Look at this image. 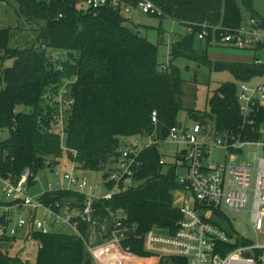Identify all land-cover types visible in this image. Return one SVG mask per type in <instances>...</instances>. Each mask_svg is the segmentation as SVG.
I'll list each match as a JSON object with an SVG mask.
<instances>
[{
  "label": "trees",
  "instance_id": "trees-1",
  "mask_svg": "<svg viewBox=\"0 0 264 264\" xmlns=\"http://www.w3.org/2000/svg\"><path fill=\"white\" fill-rule=\"evenodd\" d=\"M14 1L19 24L0 29V60H13L12 66L4 68L0 85V137L3 131H9V137L0 142L3 179L17 181L27 168L35 175L48 166L47 158L64 153L62 137L55 127L58 109L51 108L50 102H57L65 79L77 78L70 84V98L75 101L70 115H66L68 157L81 171L93 172L105 169L118 154L125 137L157 130L158 137L164 140L169 128L179 124L184 78L175 64L177 59L230 71L240 82L261 73L253 60L211 59L212 38L203 41L196 32L172 38L169 64L162 67L159 45L134 32L127 25L129 18L120 12L105 8L85 10L70 0ZM151 1L162 10L161 18L185 25L210 22L237 27L249 16H258L253 0H243L248 15L238 0ZM31 22L38 25L35 38L27 40L24 46H12L18 31ZM49 48L66 50L69 59L56 64L47 54ZM238 90L235 83H223L209 98V111L193 115L195 122L215 123L219 131L235 127L240 121ZM154 110L159 117L157 126L151 118ZM162 154L160 144L143 152L142 167L136 174L138 186L109 200L96 201L94 223L78 222L82 236L56 231L29 232L27 238L38 245L36 264H93L86 242L94 230L97 243L108 238L110 234L100 237L99 232L105 225L111 233L119 213L125 215L126 222L138 226V234H145L155 226L167 234L174 233L182 218L180 209L174 206V191L182 185L177 166L160 163ZM41 200L46 205L68 201L75 205L83 203L84 197L58 190L45 192ZM213 222L226 227L223 222ZM16 238L0 236V264H30L19 254L11 255L6 248ZM127 243L131 250L125 253L126 264H165L162 256L144 249L143 240L132 239ZM173 263L186 264L178 258Z\"/></svg>",
  "mask_w": 264,
  "mask_h": 264
},
{
  "label": "built area",
  "instance_id": "built-area-1",
  "mask_svg": "<svg viewBox=\"0 0 264 264\" xmlns=\"http://www.w3.org/2000/svg\"><path fill=\"white\" fill-rule=\"evenodd\" d=\"M70 1L85 10L112 9L127 17L136 9L159 17L163 13L151 0ZM186 28L203 41L211 37L213 43L253 53L252 60L261 73L239 85V123L224 131H219L215 123L197 121L191 126L179 123L169 128L164 140L158 137L157 130L133 136L135 140L122 142L118 154L105 167L102 184L92 183L74 162L73 171L64 175L65 184L60 180L51 182L48 191L76 192L84 197L81 204L72 205L68 201L46 205L41 200L45 193L39 198L30 196L28 185L35 179L29 168L17 181L0 176L3 193L0 200L4 202L0 204V236L17 237L21 233L27 236L32 231L50 233L66 226L73 229L71 234L82 236L79 220L93 222L96 201L109 200L117 193L137 187L136 174L142 167L143 152L160 144L162 150L165 145L174 147L173 161L163 150L160 163H172L178 170L184 167L188 172L187 176L178 173L182 187L178 189L179 195H175L174 206L180 209L182 218L176 231L164 234L150 230L138 234L137 225L126 222L124 214H116L111 233L105 225L99 232L100 237L110 234L108 238L97 243L98 235L93 231L86 242L93 264H126L125 253L131 250V245L125 242L132 239L143 240L144 249L162 256L165 264H174V258L186 264H264V17L249 16L237 27L189 22ZM75 81L76 77L64 80L55 102L57 122L64 125V133L63 113L74 104L69 92ZM50 103L53 106L54 101ZM151 118L157 126V110L152 111ZM64 149L67 150L66 145ZM215 150L223 153L220 159H214ZM225 210L243 215L251 236L230 220L227 228L205 215L207 211L225 214Z\"/></svg>",
  "mask_w": 264,
  "mask_h": 264
},
{
  "label": "rangeland",
  "instance_id": "rangeland-1",
  "mask_svg": "<svg viewBox=\"0 0 264 264\" xmlns=\"http://www.w3.org/2000/svg\"><path fill=\"white\" fill-rule=\"evenodd\" d=\"M238 3L241 6L242 10L245 12L246 10L243 5V0H238ZM15 7H17V3L14 0H0V29L15 28L19 24ZM253 9L258 16L264 17V0H253ZM246 15H248V12L246 13ZM128 18L129 21L127 22V25L134 32L138 33L140 36L148 38V40H150L152 43L159 45V63L162 67L164 65H168L170 55V42L172 38L178 37L182 34H186V25L173 19L149 15L141 12L138 9L129 14ZM40 24L43 25L44 23L41 21ZM37 28L38 25L32 22L24 24L23 30L18 31L12 46H24V43L27 40H33L36 36L35 30ZM195 44L199 46L200 41L196 39ZM230 49L223 50L219 49V47H212L210 49L211 52L209 51L210 58L220 61L236 60L238 62H246L251 60V55L253 56V53L248 50L242 51V49ZM47 54L56 64L65 62L69 59L68 52L62 49L49 48L47 50ZM12 64V59L0 60V85L4 68L12 66ZM175 64L181 68L184 78L183 108L177 115V121L184 126H191L194 124L195 118L193 117V115L201 116L209 111V98L223 83L232 82L237 85L241 84V82L230 71L227 70L217 71L214 69H210L207 66L199 65L195 62L183 58L177 59L175 61ZM53 105L54 106H52L51 108L54 107L53 109H58L57 104L56 107L54 103ZM70 110L71 108H68L63 113L65 116L64 130L66 129L68 124V122L66 123V115H70ZM62 126L64 127V125L58 123L55 125L56 128L58 127L56 131L61 135L63 145L65 146L67 134L66 131L64 133ZM1 136L4 138H8L9 131H3L1 133ZM134 140L135 138L133 136H130L125 137L122 142H131ZM163 150L166 151L168 159L170 161H173L174 147L170 148L165 145ZM213 156L214 159H220L223 156V153L215 150ZM109 163L110 161L106 165H108ZM73 164V161L68 157L67 150H64V153L60 157L54 156L47 158L48 166L40 169L37 173H35V181H32L28 185V194L33 198H39L43 193L51 189V182L60 180L62 182V185H64V175L73 171ZM106 170L107 168L104 170L91 172V174L88 175L90 181L92 183L102 184L103 176ZM178 173L179 175L183 176H187L188 174L187 170L184 167L179 168ZM178 193L179 190L176 189L174 191V198L175 195H179ZM0 197H3L2 191H0ZM43 212L44 211L41 210L40 214H42ZM224 213L226 215L216 214L213 211H207L205 215L213 221L223 222L226 227L228 226L226 223H228L230 220V222H232L234 226H236L240 231L251 236V233L244 225L245 218L243 217V215L229 212L227 210H225ZM240 222H242L243 224L240 225ZM151 230L158 233L167 234V232L156 226ZM54 231L71 233L73 232V229L66 226L55 228ZM25 235V233H21L19 236H17L15 241L8 243L6 248L9 250V253L11 255L16 256L19 254L22 259L28 260L30 264H36L38 245L35 241L28 239Z\"/></svg>",
  "mask_w": 264,
  "mask_h": 264
},
{
  "label": "crops",
  "instance_id": "crops-1",
  "mask_svg": "<svg viewBox=\"0 0 264 264\" xmlns=\"http://www.w3.org/2000/svg\"><path fill=\"white\" fill-rule=\"evenodd\" d=\"M212 47H219V49H226V50H228V49H230V48H227V47H224V46H222V45H219V44H215V43H212L211 44V47L209 48V51H210V49L212 48ZM231 50V49H230ZM243 51V50H242ZM211 52V51H210ZM210 52H209V54H210ZM250 56V55H249ZM252 58H253V56L251 55V60H252ZM251 60H249V61H251ZM226 61H230V60H226ZM234 61H236V60H234ZM74 163V162H73ZM73 167H75V164H73ZM80 172H82V173H85L87 176L88 175H90L91 174V172H83V171H80ZM89 177V176H88ZM103 178H104V176H103ZM102 182H103V180H102ZM43 214V213H42ZM72 233V232H71ZM26 234V233H25ZM26 236V235H25Z\"/></svg>",
  "mask_w": 264,
  "mask_h": 264
},
{
  "label": "water",
  "instance_id": "water-1",
  "mask_svg": "<svg viewBox=\"0 0 264 264\" xmlns=\"http://www.w3.org/2000/svg\"><path fill=\"white\" fill-rule=\"evenodd\" d=\"M4 139H3V137H0V142H2Z\"/></svg>",
  "mask_w": 264,
  "mask_h": 264
}]
</instances>
